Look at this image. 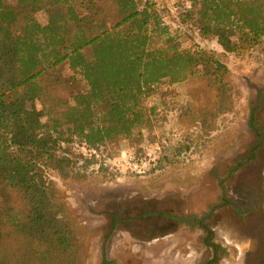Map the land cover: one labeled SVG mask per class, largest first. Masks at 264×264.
Masks as SVG:
<instances>
[{
	"label": "trees",
	"instance_id": "16d2710c",
	"mask_svg": "<svg viewBox=\"0 0 264 264\" xmlns=\"http://www.w3.org/2000/svg\"><path fill=\"white\" fill-rule=\"evenodd\" d=\"M14 1L0 0V264H75L51 174L69 179L83 155L76 145L95 160L152 127L145 102L165 82L204 80L212 100L174 117L184 123L191 110L203 134L214 131L230 111L229 70L218 53L264 42V0L176 1L178 28L212 40L218 53L183 48L153 0ZM42 10L45 25L35 18ZM63 64L86 87L71 97L59 95ZM257 124L252 110L249 127L260 136ZM203 228L213 251L206 264H219L226 249ZM12 236L21 242L18 261ZM109 263L104 244L101 264Z\"/></svg>",
	"mask_w": 264,
	"mask_h": 264
},
{
	"label": "rangeland",
	"instance_id": "374dc122",
	"mask_svg": "<svg viewBox=\"0 0 264 264\" xmlns=\"http://www.w3.org/2000/svg\"><path fill=\"white\" fill-rule=\"evenodd\" d=\"M153 1L172 31L182 35L183 48L199 46L219 52L212 40L203 41L194 31L178 28L177 0ZM8 3L14 5L15 1ZM35 18L43 25L48 21L44 10ZM218 54L229 70L226 80L230 101L224 104L228 102L230 111L217 119L209 135L195 125L191 110L184 123L174 117L176 109L185 111L212 100L214 92L207 83L198 79L165 82L145 102L148 109L154 108L152 127L121 142L117 152L103 149L95 160L76 145L83 155L69 179L56 172L51 174L56 201L64 209L60 210L61 217L68 221L76 240L72 249L75 264H101L104 244L109 264H206L213 251L205 244L207 233L203 227L212 230L215 241L226 249L219 264H261L257 253L264 258V227L252 235L249 231L248 240L237 237L229 226L239 223L238 228H249L243 222L245 217L238 216L232 207L220 205L223 191L231 196V186L237 178L235 162L240 164L255 143L248 125L252 110H256L264 140V42L238 53ZM59 68L63 81L59 95L71 97L86 88L76 82L67 64ZM38 106L41 108L39 103ZM157 142L164 144L169 154L157 173L135 177L122 169L114 171L104 166L106 161ZM259 154L260 162H264V149ZM229 169L233 173L230 179ZM107 236L110 237L105 240ZM20 245L15 236L10 238L15 261L21 258L17 253Z\"/></svg>",
	"mask_w": 264,
	"mask_h": 264
},
{
	"label": "flooded vegetation",
	"instance_id": "af4514ba",
	"mask_svg": "<svg viewBox=\"0 0 264 264\" xmlns=\"http://www.w3.org/2000/svg\"><path fill=\"white\" fill-rule=\"evenodd\" d=\"M250 130L255 137V143L244 153V159L240 164L235 162L237 178H235V182L231 186V196L227 197L226 191H223V195L221 196L222 204L220 205L221 207H232L233 210L237 211L238 216L241 215L245 217L243 222L249 225V228H238L239 223L230 224L229 228L237 234V237L247 240V233L249 231H251L250 233L252 235V233L261 232L264 227V162H260L259 160V152L261 149H264V140L259 127L257 130L260 136H258L257 131H253L251 128ZM228 176L229 179L233 176L231 169H229ZM243 210L246 211L243 212ZM257 214L260 215V218H255ZM261 246L264 248L262 241ZM221 255L222 254H220V257ZM251 257V255H247V258L250 260ZM257 257L260 263L264 264L262 254L257 253Z\"/></svg>",
	"mask_w": 264,
	"mask_h": 264
},
{
	"label": "built area",
	"instance_id": "2783aa9c",
	"mask_svg": "<svg viewBox=\"0 0 264 264\" xmlns=\"http://www.w3.org/2000/svg\"><path fill=\"white\" fill-rule=\"evenodd\" d=\"M178 1V0H177ZM186 4L201 0H180ZM163 16V15H162ZM166 148L164 144L157 142L149 148H143L141 151H129L124 153L121 158L113 161H106L104 166L114 171L124 170L127 174L135 177H147L159 171V165L166 160ZM175 157V155H171Z\"/></svg>",
	"mask_w": 264,
	"mask_h": 264
},
{
	"label": "crops",
	"instance_id": "0c3cea01",
	"mask_svg": "<svg viewBox=\"0 0 264 264\" xmlns=\"http://www.w3.org/2000/svg\"><path fill=\"white\" fill-rule=\"evenodd\" d=\"M217 47H219L218 44H217Z\"/></svg>",
	"mask_w": 264,
	"mask_h": 264
}]
</instances>
